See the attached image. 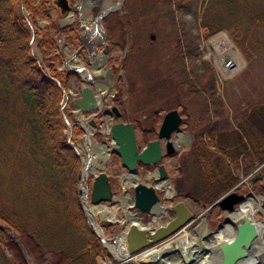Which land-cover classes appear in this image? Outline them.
Masks as SVG:
<instances>
[{"label": "rangeland", "instance_id": "rangeland-1", "mask_svg": "<svg viewBox=\"0 0 264 264\" xmlns=\"http://www.w3.org/2000/svg\"><path fill=\"white\" fill-rule=\"evenodd\" d=\"M68 1L74 9L69 24L63 26V22L66 20L58 14L54 0H49L48 3L47 12L50 16L48 22L53 24L56 29L66 26L75 27V32L80 35L81 39L83 38L88 53L93 54V47L95 46V58L93 55L89 58H94L96 67L89 68L88 74L84 70L80 73L86 77H94L92 73L95 72L97 77L102 79L103 68H110L112 72L116 60L118 61L117 70L115 72L113 70L109 78L112 81V87L108 92L106 91V83L101 81L95 83L103 87L102 93L106 92V101L103 104L110 107L112 103H118L121 110V114L114 116L107 108L110 113L106 118L107 126L116 121L130 122L135 129L138 147L141 148L145 146L148 140L140 137L142 127L139 125L150 126L151 132L147 134V138L155 139L160 117L168 109L174 108L181 115L180 128L182 132L188 135H185L187 138L184 139L183 143L177 144L175 153L165 154L159 161L166 170L165 181H168L171 186L169 197L165 193L164 186L155 187L154 178L158 176L156 165L138 164L136 168L137 173L134 177L137 181L154 187L160 198L159 203L164 206L159 217L150 222V227L171 219L173 216L171 208L173 203L177 201H184L194 217L186 227L178 231L172 238L156 246L154 248L155 253L150 252L154 253L152 256L162 257L169 253L176 259L174 264L195 262L198 257L197 251L191 255L192 258L188 262L187 258L184 259V246H189L188 244L202 245L205 242L207 244L216 230H223L226 212L221 210L215 201L231 188L243 194L251 192L253 196L258 197L259 195L262 198L263 204L261 203L260 209L256 208L253 214V219L255 218L256 221L261 219L264 208V166L261 167L260 177L256 182H251L250 178L253 176V174L251 175L252 170L261 165L264 160L257 162L259 164L249 171L242 172L235 170L236 160L234 158L228 160L221 157L222 159L219 160L228 161L232 175L236 177L235 181L232 179V183L241 181V184L237 188L232 186L227 190L225 189L226 191L221 192L217 198L205 203V196L201 194V187H204V183L202 181L200 183L197 172L199 163L193 162L188 153L193 140L191 133L196 135L199 129L204 126H209L216 132L228 130L248 110L251 104L264 102V51L258 55L254 62L248 63L226 30H222L211 37L203 38L199 28V12L202 0H185V8L180 10L175 9L167 0H109L112 7L100 17V29L99 31L96 30L97 42L95 44L86 35L95 27L93 21L98 15L99 7L96 5L81 7L82 13H79L78 1ZM89 13L90 16L85 17ZM117 17L120 18V23L115 22ZM36 22L39 28L46 25V21L40 18ZM28 30L29 41L30 33L33 38L30 48L40 58L41 55L34 42L35 31L33 27L31 29L28 27ZM52 34L54 53L61 55L59 69L66 70L63 65L64 60L75 48L65 50L64 43L67 40V33L58 31ZM151 35L153 36L152 39L150 38ZM220 39L224 40L223 45L218 44ZM103 45H108L106 60L97 59L99 58L98 55H102ZM111 45L112 49L110 50ZM224 51L232 55L239 64L238 70L227 76L222 74L219 61L220 54ZM76 59L78 65H86L81 57L76 56ZM73 64L70 62V65ZM84 81L80 80L78 74L69 76L64 91L67 92L68 89L72 93L78 91ZM69 98L70 96L65 100L62 108L66 118L64 130L69 131L71 144L81 147L79 151L86 154L87 144L83 131L77 136L73 134V130L78 127L81 128V124L75 120L77 116L74 115L73 107H70ZM94 129L95 132H91L89 136L91 142L96 145L104 142L110 148L111 140L107 134L106 126L102 127L101 130L99 128ZM211 146L209 145L208 149L214 151ZM83 157L85 156L82 155V159ZM205 157L212 162L211 158L206 155ZM118 160V156L109 151L107 159L103 162L99 159L100 168L107 173L112 190L115 193H121V203L129 205L127 200L132 201L133 188L130 181L124 178L125 169L119 165ZM202 171L205 175L209 173L206 165ZM149 173H154L155 176H150ZM90 179L91 171L88 172L86 182L89 183ZM241 179L246 182H242ZM121 189L128 192L127 200L123 198L124 193ZM251 202L254 203L255 207V200L251 199ZM81 206L84 207L83 201H81ZM116 206L109 207V209L110 212L113 211L111 212L112 216L120 220L122 215L119 212V207L115 208ZM129 211L135 212L143 223L150 221L153 214L138 211L133 207L129 208ZM98 216L99 214L96 213L97 222ZM219 225L220 227H218ZM124 229L125 226L122 224H117L114 227H101L102 235L106 239H110L111 236L119 237L120 234H124ZM214 229L216 230L212 232ZM16 241L20 243L18 240ZM110 242L112 243V241ZM112 244L114 245V243ZM4 251L5 254H9L6 249ZM22 251L24 255H27L28 264L30 261L33 264H51V262L56 261L54 255L44 253L42 255L36 254L33 257L24 250ZM106 251L108 252V250ZM111 262L101 258L98 264H111ZM112 263L115 264V262Z\"/></svg>", "mask_w": 264, "mask_h": 264}, {"label": "trees", "instance_id": "trees-1", "mask_svg": "<svg viewBox=\"0 0 264 264\" xmlns=\"http://www.w3.org/2000/svg\"><path fill=\"white\" fill-rule=\"evenodd\" d=\"M167 1L185 8V0ZM19 2L35 31L40 58L30 48ZM47 7L45 0H0V264H28L22 250L33 257L56 256L51 264L114 262L81 212L76 192L81 165L64 133L62 92L73 73L59 69L52 33L67 30L71 47L78 45L77 34L75 27L49 24ZM38 18L46 21L43 28ZM199 28L203 38L226 30L244 60L254 62L264 51V0H202ZM139 126L140 137L150 140V126ZM81 132L73 130L76 136ZM191 135L188 154L199 163L201 194L209 203L236 184L221 157L234 158L235 170L242 172L264 160V102L251 104L228 130L204 126Z\"/></svg>", "mask_w": 264, "mask_h": 264}, {"label": "water", "instance_id": "water-1", "mask_svg": "<svg viewBox=\"0 0 264 264\" xmlns=\"http://www.w3.org/2000/svg\"><path fill=\"white\" fill-rule=\"evenodd\" d=\"M55 4L58 8L59 15L63 14L72 19V13L74 10L69 5L67 0H56ZM19 7L21 12L25 15V10L22 8L21 2H19ZM100 17L101 13L96 16L94 21L98 22ZM25 19L27 21V27L31 29L32 25L27 19L26 15ZM150 38L152 39L153 36L151 35ZM29 43L30 46H32L33 38L31 33ZM81 47L82 46L77 47V49L70 53L69 57L64 60V66L68 71L78 73L82 80L85 76L80 74L81 69L85 70L86 72L88 69L86 67L77 65L78 63L76 55L79 53ZM65 49L68 50L69 48L65 47ZM93 49H95V46L93 47ZM106 52L107 48L104 47L102 51V53L105 54L103 56L104 59L106 58ZM87 56H90V54L87 53ZM87 61L91 69L96 67L93 60L88 59ZM70 62L76 65H73L74 67H72L69 64ZM103 72L104 80H106L111 74V71L109 68H107L104 69ZM92 74L94 77L84 78L86 84H82V86L80 87V94L77 97H73L71 99V103L73 104L75 109V115L81 116L83 112H91L96 108H99V106L102 105V102L106 100V94H99L100 89L96 84H94V89H91L87 84L99 80L95 72H93ZM109 88L110 83H108V89ZM65 98L66 92L63 91L61 107H63L65 103ZM111 111L115 116H118L119 112L115 107H112ZM63 119L66 120L64 114ZM77 121L79 122L81 120L77 119ZM86 122L91 126L96 125L94 118L81 121V123L84 124L83 136L85 139L90 135V131L92 130V128L86 125ZM180 123L181 116L176 109H170L166 111L162 115L156 138L147 141L145 146L141 148H138L135 139L134 128L131 123L117 121L111 123L108 126V133L111 139L110 151L118 156L121 166L125 169V179L130 181L133 188V199L128 208L133 207L138 211L147 212L150 214L154 213L156 215L155 218H153L154 215L152 214V217H150V221H147L145 224L141 222L140 217L136 214H132L131 218H125L126 215L124 214L123 209H120V213L123 216L122 220H118L116 218L104 219L100 214L98 216V222L93 215L92 221L90 222L88 220L85 213V208L81 206V201H83L84 204L90 207L101 206L104 204L106 206L119 204L121 207L122 204L120 201V194H114L108 180V175L101 168L100 170H96L95 173H91L92 176L89 184L86 182V178H84V172L87 171V167L89 166L83 165L81 158L82 154L79 151V147L71 144L69 140V131H64L68 142L70 143V145H72L82 164L80 168L79 185L77 187V197L80 201L82 214L87 225H89L97 235L98 239L100 240L101 246L104 249H106V247L103 242V237L99 235L95 230L94 226L96 225H98L100 229L101 226L107 227L109 225L117 224L124 225L125 245L124 247H122V250L124 254L128 256V258H132L134 256H139L146 251L154 249L160 243L165 242L176 232L186 227L194 218L192 211L189 209L186 203H184V201H177L172 205L171 209L174 215L171 219L164 223L149 227L150 222L158 218L160 215L153 212L154 207L159 205V197L156 194L154 187L145 185L146 183L139 182L134 177L137 173L136 168L138 163L142 165H156L158 176L154 178L155 181H165L166 170L164 166L159 163L162 156V145L160 144V139H164L163 152L167 154L172 153L174 151L175 144H177V140L174 143L171 140V136L182 133V131L180 130ZM149 175L155 176L154 173H149ZM255 177L256 175L252 177V180H254ZM249 197H252L251 192H248L246 194L237 193L233 190V188H231L223 195H221L215 201V203L219 208H221V210L230 213L240 209L245 201L249 199ZM262 213L263 216L258 221H252L248 218L239 216L237 219L238 222L235 225V234H233L232 238L214 242L211 249L213 253V260L211 261V264H239L240 261H244L251 255L252 257H254L253 263L258 262L256 256L260 255V253H264V208L262 209ZM218 227H220V225ZM216 229H214L212 232H214ZM106 240L108 241V243H110L111 240L114 244H116L117 242L115 236H112L110 239ZM108 252L111 254L110 250H108ZM191 258L192 256L188 255V262H190ZM30 264L33 263L30 261Z\"/></svg>", "mask_w": 264, "mask_h": 264}, {"label": "bare ground", "instance_id": "bare-ground-1", "mask_svg": "<svg viewBox=\"0 0 264 264\" xmlns=\"http://www.w3.org/2000/svg\"><path fill=\"white\" fill-rule=\"evenodd\" d=\"M95 3L99 7L100 13H104L106 10H108L109 8L112 7V4L109 0H96ZM93 23H94L95 28L97 25L99 26V22L93 21ZM86 36L90 37V39L93 42H96V40H97L96 39V30L94 32H92V34H89ZM100 71H101V69H100ZM102 90H103V87H102ZM85 141H86L85 143L87 144V146H86V150H85L86 154L85 153L83 154V152H82V155L85 156V157H83V162H84V165H88L89 167H87V171L84 172V178L87 177L88 172L91 171L92 173H94V172H96L97 169H99L101 167V164L99 163V159H101L103 162L105 159L108 158V152L110 151L109 150L110 148L107 144L100 143V145H96L94 142L93 143L91 142L89 136L85 139ZM83 143H84V141H83ZM88 154H89V157H88ZM125 176L126 175H124V177ZM242 182H244V181L242 180ZM240 184H241V181L237 182L233 187L237 188V186H239ZM155 186H157V187L164 186L166 189V192H165L166 195L169 197V195L171 194V186L168 183V181L156 180ZM253 193H254V191H253ZM123 198H125L126 200L128 199L127 192L124 193ZM251 199L255 200V202H256L255 207L253 205L254 203L251 202ZM262 201L263 200H262V198L259 197V195H258V197L252 195V197H249V199L245 201V203L241 206L240 209L233 211V212H230V213L226 212L225 218H224V226L225 227L223 228V230H221V229L216 230L214 232V234L212 235L210 242L208 241L207 244L205 242L202 245H200V244H196V245L188 244L189 246H186V247L184 246V250H185L184 251L185 252L184 259H186L188 257V255L195 254L197 251L198 257L196 258V261L195 262L191 261L190 264H195V263L196 264H211V261L213 260V253H212L211 249L213 247L214 242L220 241V240H225V239L228 240V239L232 238L233 234H235V232H234L235 231V225L238 222L237 219L239 216L244 217V218H248L252 221H256L255 218L253 219V214H254L256 208L260 209V204L262 203ZM127 202L129 203V205L131 204L130 200H127ZM112 206L101 205V206L90 207V206L84 204L85 213H86V216L90 222L92 221V215L95 216L96 213H99L102 218L106 217V216H108L109 218H113L112 213H111L113 211L110 212V209H109V207H112ZM163 208H164V206L162 204H159V205L154 207L153 212L160 214V211H163ZM108 209H109V211H108ZM121 209L124 210V214L126 215L125 218H131L132 217V214L128 212L127 204L126 205L122 204ZM133 213H135V212H133ZM155 216L156 215L154 214L153 218H155ZM94 228L98 232V234L103 237L102 230L98 227V225L94 226ZM115 239L117 242H116V244L113 245V244L108 243L106 238L103 237L104 245H105L106 249L110 250V252L112 253L113 256L111 254L110 255L114 259L115 264H174V262L176 261V259H174L173 256L170 255L169 253H168V255H165L162 257H159V256L155 257V255L152 256L155 253V249L152 251H150V250L146 251L139 256H134L132 258H128V256H126L122 250V247H124V245H125L124 244L125 243L124 242V234H120L119 237L116 236ZM118 240H119V242H118ZM168 240H166V241H168ZM150 252H154V253H150ZM150 256H152V257H150ZM256 258L258 259V262H256V263H253L254 257H252V255H251L247 259H245L244 261H240L239 264H251V263L263 264L264 253H260V255L256 256ZM111 264H113V263L111 262Z\"/></svg>", "mask_w": 264, "mask_h": 264}, {"label": "flooded vegetation", "instance_id": "flooded-vegetation-1", "mask_svg": "<svg viewBox=\"0 0 264 264\" xmlns=\"http://www.w3.org/2000/svg\"><path fill=\"white\" fill-rule=\"evenodd\" d=\"M55 2H56V0H54ZM68 1V0H67ZM78 1V3H77V5H78V9H79V13H82L81 12V7H86V6H94V5H96L97 6V4L95 3V1L96 0H77ZM45 2L48 4L49 3V0H45ZM68 3H69V5L71 6V4H70V2L68 1ZM55 6H56V4H55ZM56 8H57V6H56ZM47 9H49V5H48V7H47ZM57 11H58V8H57ZM100 11V10H99ZM48 13V12H47ZM100 12H98V14H99ZM103 15V13H101V16ZM86 16H90V13H89V15L87 14V15H85V17ZM96 18V17H95ZM100 20V19H99ZM79 22V21H78ZM99 22V21H98ZM69 24V22H65V23H63V26H65V25H68ZM77 27H79L78 25H77ZM64 28H67V26L66 27H64ZM99 30L100 28H99V26L97 25L96 26V28L94 27V29L93 30H91L90 32H89V34H92V32L93 31H95V30ZM64 34L65 33H67V36H68V31L67 30H65V32H63ZM77 34V38H78V40H79V45L78 46H82L81 47V49H80V51H79V53L76 55V56H79V57H81L82 58V60L84 61V64H86V65H89V63H88V61H87V49H86V46H85V42L83 41V38L81 39L80 38V35H78V33H76ZM88 34V35H89ZM67 36H66V38H67ZM68 41L67 40H65V43H64V46H67V47H70V45L67 43ZM77 47V46H76ZM104 47H106L107 48V52H108V45H103V47H102V49H101V52L103 51V49H104ZM71 48V47H70ZM77 49V48H76ZM109 49H110V47H109ZM66 50V49H65ZM94 51H95V49H94ZM107 52H106V58H107ZM90 54V53H89ZM105 54H103L102 53V55H98V57L99 58H97V59H104L102 56H104ZM93 57L95 58V55H93ZM92 57V59H93V61L95 62V60H94V58ZM106 58L104 59V60H106ZM116 62H117V64L115 65V66H117V68H118V61L116 60ZM110 69V68H109ZM113 70H114V66H113ZM113 70H112V72H113ZM110 71H111V69H110ZM112 72H111V74H112ZM115 72V71H114ZM110 74V75H111ZM108 78H110V76L108 77ZM101 80V79H100ZM102 81L104 82H108V83H110V87H112V81L111 80H108V81H106V80H104V75L102 76ZM90 86H91V89H94V85L93 84H89ZM93 85V86H92ZM107 86H108V84H107ZM110 89V88H109ZM111 106H114L117 110H118V112L121 114V110H120V108H119V104L118 103H112V105ZM108 108V106H106V105H104V104H102L98 109H99V111H100V113H101V115H100V117H102V118H104L105 116H109V110L107 109ZM119 115V114H118ZM95 120L96 121H98L99 119L98 118H95ZM181 121H182V119H181ZM123 122H126L125 120H123ZM130 123V122H129ZM159 125V124H158ZM180 130H181V128H180ZM182 131V130H181ZM157 133V132H156ZM186 134H184L183 132L182 133H178L177 135H172L171 136V140L175 143V140H177V144H179V143H183V141H184V138L186 139L187 137V135L185 136ZM136 137V136H135ZM182 140H181V139ZM163 143H164V139H160V144L162 145V158H163V156L165 155V154H167V153H164L163 152V150H164V146H163ZM177 144H175V148H174V151L172 152V153H175L176 152V146H177ZM172 153H169V154H172ZM110 184H111V182H110ZM111 187H112V185H111ZM237 193H239V192H237ZM111 227H114V226H111ZM166 242V241H165Z\"/></svg>", "mask_w": 264, "mask_h": 264}, {"label": "built area", "instance_id": "built-area-1", "mask_svg": "<svg viewBox=\"0 0 264 264\" xmlns=\"http://www.w3.org/2000/svg\"><path fill=\"white\" fill-rule=\"evenodd\" d=\"M224 40H219L218 44L223 45ZM220 65H221V71L224 76L231 75L235 73L238 68L239 64L236 62L234 57L227 53L226 51L221 52L220 54Z\"/></svg>", "mask_w": 264, "mask_h": 264}]
</instances>
